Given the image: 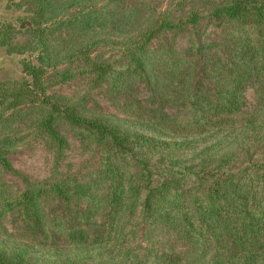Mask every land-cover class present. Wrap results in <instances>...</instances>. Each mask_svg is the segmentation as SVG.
Returning a JSON list of instances; mask_svg holds the SVG:
<instances>
[{
  "label": "trees",
  "instance_id": "obj_1",
  "mask_svg": "<svg viewBox=\"0 0 264 264\" xmlns=\"http://www.w3.org/2000/svg\"><path fill=\"white\" fill-rule=\"evenodd\" d=\"M151 1L21 0L45 27L0 28L6 54L37 64L0 82V264H264V0ZM76 74L121 116L48 90ZM62 126L96 153L89 173L14 170L21 131L57 165Z\"/></svg>",
  "mask_w": 264,
  "mask_h": 264
},
{
  "label": "rangeland",
  "instance_id": "obj_2",
  "mask_svg": "<svg viewBox=\"0 0 264 264\" xmlns=\"http://www.w3.org/2000/svg\"><path fill=\"white\" fill-rule=\"evenodd\" d=\"M20 2L21 0H0V28L2 25H11L13 28L19 30L18 27L22 21L29 19L26 16L25 6L21 5ZM169 2L170 0H152L151 5H154V7L158 9H162L165 8ZM201 31L204 36L210 35L216 42L220 39L218 29L212 26L207 24L204 26V24H202ZM15 38V41L22 43L23 39L27 38V35L18 34ZM166 38L167 40L172 39L170 36ZM186 40H188V38H178L176 42L180 47L186 44ZM5 50V46L0 45V82H18L19 84L25 76L21 61L23 59H29L37 65L33 57V55L36 56V53H32L31 55L30 51H26L20 55L16 53L8 55L5 53ZM48 90L54 91L59 95L70 97L85 96L88 100V105L94 104L96 107L99 106V109L104 111V113H114L121 116L115 103L109 98L115 96L106 93L105 89L100 87L90 88L87 76L76 74L71 80L53 85ZM245 98L247 101L245 111H247L254 101V92L252 88H248L245 92ZM5 114H10V111L7 110ZM15 125H19L20 129H23L22 120H18ZM61 130L68 139L69 148L65 150L63 159L57 165L54 164L53 150L42 140L43 138L36 134H25L26 131H21L18 134L20 138L7 153V158L11 163L10 165H12L14 170L20 173L21 176L28 177L31 181L48 179L54 168H57V171L60 173L67 172L71 175L76 173L82 176L89 173L96 164V153L94 151L84 150L80 146L78 139L72 135V132L67 127L62 126ZM5 177L18 188H23L21 177H17L10 173H6ZM4 224L9 231L16 232L19 228L20 221L17 217L12 216L6 219Z\"/></svg>",
  "mask_w": 264,
  "mask_h": 264
},
{
  "label": "water",
  "instance_id": "obj_3",
  "mask_svg": "<svg viewBox=\"0 0 264 264\" xmlns=\"http://www.w3.org/2000/svg\"><path fill=\"white\" fill-rule=\"evenodd\" d=\"M45 27V25H41V26H35L30 19H26L24 21H22V23L19 25V30L23 31V30H27L29 29L30 32H35L38 29H43Z\"/></svg>",
  "mask_w": 264,
  "mask_h": 264
}]
</instances>
